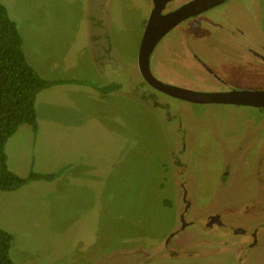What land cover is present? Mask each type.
Returning a JSON list of instances; mask_svg holds the SVG:
<instances>
[{"label": "rangeland", "instance_id": "obj_1", "mask_svg": "<svg viewBox=\"0 0 264 264\" xmlns=\"http://www.w3.org/2000/svg\"><path fill=\"white\" fill-rule=\"evenodd\" d=\"M0 1L42 77L87 82L40 91L37 130L21 125L6 142L9 168L27 180L0 190V227L13 236L16 264H264V227L252 249L241 243L248 231L201 229L215 212L264 225V199L253 194L264 188V106L192 103L142 83L137 54L150 0ZM248 1L226 0L180 22L151 53L152 74L197 91L264 90V67L217 38L223 19L241 20ZM254 1L258 14L246 12L251 27L239 42L261 50L264 0ZM186 41L225 84L192 65ZM113 82L120 88H97ZM31 172L55 176L30 180ZM181 181L190 201L184 219L203 243L168 257L163 243L180 224ZM180 243L179 251L187 240Z\"/></svg>", "mask_w": 264, "mask_h": 264}, {"label": "trees", "instance_id": "obj_2", "mask_svg": "<svg viewBox=\"0 0 264 264\" xmlns=\"http://www.w3.org/2000/svg\"><path fill=\"white\" fill-rule=\"evenodd\" d=\"M16 22L0 1V190L12 191L27 183L7 162L6 142L24 124L37 130L36 101L45 88L65 83H87L74 79H46L28 62ZM90 83V82H89ZM144 83V82H142ZM97 87V86H96ZM102 92L120 88L118 82L97 87ZM55 173L31 172L30 180L53 178ZM13 236L0 227V264H16L10 257Z\"/></svg>", "mask_w": 264, "mask_h": 264}, {"label": "flooded vegetation", "instance_id": "obj_3", "mask_svg": "<svg viewBox=\"0 0 264 264\" xmlns=\"http://www.w3.org/2000/svg\"><path fill=\"white\" fill-rule=\"evenodd\" d=\"M150 1H151V7L149 8V13H148L147 18L144 21V29H145L147 21L149 20V17H150V14H151L152 10H154V8L156 6L154 0H150ZM158 1L160 3L156 7L157 10L154 11V13H155L154 21L161 19L164 15H167V14L171 13L174 9L178 8L179 6L189 2L191 0H187V1L183 2V3L178 2L176 0H158ZM225 1L226 0H223L220 3L215 4L212 7H208L206 9H203L199 13L191 15L190 17L196 16V15L204 12L207 9L214 8L216 6L222 5V4L225 3ZM156 2H157V0H156ZM254 4H255L254 0L253 1L251 0V3H249V1H248V4H242L241 5V11H243L244 13H242L241 15L243 16V14H245L244 16H249V14L246 13V12L247 11H251L250 12L251 17H252V15L256 16V14H258V12L256 11V7H255ZM149 5H150V3H149ZM245 7H247V8H245ZM244 16L242 17L241 20L235 19V20L231 21L230 24L226 23L225 22L226 20L223 19V21H222L223 22L222 31H221L220 34L217 33L218 36L217 35L216 36L222 42L223 41H225L227 43L230 42V45H233V46H236V47H237V45L242 46L243 50L245 49V51H246V55L248 56V58H247L248 61L257 62L261 67H264V48L261 49V50H257L252 45L251 46L248 45V42H245L244 40H243L244 42H239V39H240V37H242V35H244L245 30H247V29H249L251 27L250 26L251 25L250 21H249L248 27L246 26V22L247 21H246ZM190 17H188V18H190ZM188 18H186L184 20H187ZM178 24H180V23H178ZM178 24L175 25L174 27H172L171 29H169L157 41L155 46L160 42V40L170 30H172L173 28L178 26ZM226 24H228V25H226ZM184 48H185V53L187 51V55L189 53L190 56H191V60L193 61L192 65H194L196 68H199V69L203 70L204 72H206L208 74V76L210 75V77L207 78L208 81L209 80H215L218 84H220V83L221 84H225L224 81L222 80V78L220 76H217L215 74V72L211 69V67L206 63L207 61L204 59V57L199 55L198 52L196 53L191 48V46H189L187 41L184 43ZM260 51H262L263 53L260 52ZM236 55L238 56L240 54H238V52H237ZM185 56H186V54H185ZM249 66L252 67L253 64H250ZM198 77L200 78L201 76H198ZM201 79H202V81L205 82V80H203V78H201ZM143 82L145 83L146 86L150 87L151 90L157 91V92H161V91L157 90L156 88L152 87L150 84H148L144 79H143ZM165 83H167V82H165ZM169 84H171V83H169ZM233 90H251V89L228 88V89L223 90V91H233ZM195 91H197V90H195ZM206 92H218V91H206ZM161 93H163V92H161ZM163 94H166V93H163ZM148 95L149 96H147V97H150L149 93H148ZM166 95H168V94H166ZM168 96H170V95H168ZM170 97H172V96H170ZM150 98H153V96L150 97ZM173 98H176V97H173ZM177 99H180V98H177ZM181 100H183V99H181ZM184 101H186V100H184ZM187 102H189V101H187ZM192 103H194V102H192ZM203 104H206V103H203ZM227 176H228L227 173L224 172V174H222V179L221 180L223 181L224 179L227 178ZM179 184H180L179 188L182 190V195H183L182 200H183L184 206H183V211L181 213H179V223L181 225L179 224V227L177 229H174L172 232H170L169 235L165 237V241H164L165 244L163 243L164 249L166 250L165 254L168 257L174 256V254H175V256H177V254L185 255L186 253H188V251L194 249V245L195 244L203 243V241L200 238L197 239V237H195L193 235V232H190L189 229H188L189 226L194 225V220H190V221L187 220L186 221L184 219V213L187 210H189V208H190V201H189V199H187V197H188L187 196V193H188L187 189L188 188L186 187V185L182 181ZM261 186L262 185H260L259 187H254V191L255 192L253 194L256 195V192L259 190L261 197L264 199V188L261 187ZM247 208H248V206L245 204V206H244V208L242 210L246 211ZM259 209L260 208H258V210ZM247 215L248 214L244 215V217L246 218ZM235 218L236 217L234 216V218L231 221H227L225 219V216H223L222 214H220L218 212L209 213V214H207L205 216V220H202L204 222V224H205V227H203L201 229L204 230V233H206L207 230H211L212 232H216V230H213L214 228H220L222 230L224 229L228 233H231V231H232L233 234H246V232L248 231L249 232V237L247 239L242 240L241 243H243V246H247V247L252 249L258 243L259 232L260 233L262 232L261 229L264 227V225L260 223L261 221H258V224H257L258 226H255L254 228H252V226H254V224L246 225V223H242L243 219L241 220L240 216H238L237 219H235ZM171 238L174 239V240L170 244ZM184 239L187 240V244H186L185 247L183 246V248H182L183 250L179 251V249H177V247H181L180 241H182ZM176 240H178L177 241V243H178L177 247L174 245Z\"/></svg>", "mask_w": 264, "mask_h": 264}, {"label": "water", "instance_id": "obj_4", "mask_svg": "<svg viewBox=\"0 0 264 264\" xmlns=\"http://www.w3.org/2000/svg\"><path fill=\"white\" fill-rule=\"evenodd\" d=\"M221 1L223 0H191L174 9L171 13L164 15L161 19L154 21V11L157 10L156 7L160 3L158 0L157 2L154 0L156 6L154 10H152L149 20L146 23L138 48V69L143 79L148 84L172 97L199 104L225 103L263 107L264 90H233L218 92L195 91L165 83L157 79L150 70V55L155 44L169 29L191 15L199 13L208 7H212Z\"/></svg>", "mask_w": 264, "mask_h": 264}]
</instances>
